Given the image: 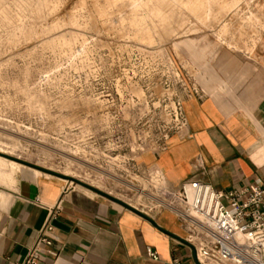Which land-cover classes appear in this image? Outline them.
<instances>
[{"label": "rangeland", "instance_id": "obj_1", "mask_svg": "<svg viewBox=\"0 0 264 264\" xmlns=\"http://www.w3.org/2000/svg\"><path fill=\"white\" fill-rule=\"evenodd\" d=\"M263 43L264 0H0V192L33 173L154 214L143 156Z\"/></svg>", "mask_w": 264, "mask_h": 264}, {"label": "crops", "instance_id": "obj_2", "mask_svg": "<svg viewBox=\"0 0 264 264\" xmlns=\"http://www.w3.org/2000/svg\"><path fill=\"white\" fill-rule=\"evenodd\" d=\"M210 81L202 84L204 95L183 100L190 136H173L158 156L145 154V164L176 186L200 157L203 178L218 191L264 187V43ZM77 187L29 173L1 191L0 264H23L54 217L68 229L49 233L55 254L43 252L40 264H171L175 256L194 263L188 232L170 209L145 214Z\"/></svg>", "mask_w": 264, "mask_h": 264}, {"label": "built area", "instance_id": "obj_3", "mask_svg": "<svg viewBox=\"0 0 264 264\" xmlns=\"http://www.w3.org/2000/svg\"><path fill=\"white\" fill-rule=\"evenodd\" d=\"M204 93L202 85H195L186 97ZM178 112L182 127L176 136L189 137L183 101L178 103ZM168 145L166 142L157 153L166 150ZM204 167L202 158L198 157L196 171L176 186L169 184L160 172L163 184L158 188L157 211L170 209L186 228V241L193 251L192 264H264V187L221 192L203 178ZM244 193H247L245 197ZM55 219L49 220L39 231L23 264H40L43 252L55 254L49 235L55 229L52 224ZM146 253L153 260L160 259L159 252L152 246H147ZM171 264L184 263L175 256Z\"/></svg>", "mask_w": 264, "mask_h": 264}, {"label": "water", "instance_id": "obj_4", "mask_svg": "<svg viewBox=\"0 0 264 264\" xmlns=\"http://www.w3.org/2000/svg\"><path fill=\"white\" fill-rule=\"evenodd\" d=\"M131 209L138 211V210L135 209V208H131ZM52 224H53L55 227L60 228V229H63V230H67V229H68V227H67L65 224H63L61 221H59V220H57V219L53 220Z\"/></svg>", "mask_w": 264, "mask_h": 264}]
</instances>
